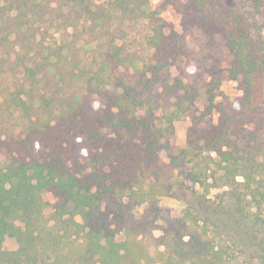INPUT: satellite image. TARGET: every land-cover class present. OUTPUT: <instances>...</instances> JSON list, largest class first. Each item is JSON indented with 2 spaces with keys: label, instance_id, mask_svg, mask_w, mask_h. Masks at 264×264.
<instances>
[{
  "label": "trees",
  "instance_id": "trees-1",
  "mask_svg": "<svg viewBox=\"0 0 264 264\" xmlns=\"http://www.w3.org/2000/svg\"><path fill=\"white\" fill-rule=\"evenodd\" d=\"M168 5L222 38L238 109L215 102L213 63L167 76L178 50L152 0H0V264H264V0ZM177 191L183 215L157 242L131 235L132 210ZM71 235L83 249L62 258Z\"/></svg>",
  "mask_w": 264,
  "mask_h": 264
},
{
  "label": "rangeland",
  "instance_id": "rangeland-1",
  "mask_svg": "<svg viewBox=\"0 0 264 264\" xmlns=\"http://www.w3.org/2000/svg\"><path fill=\"white\" fill-rule=\"evenodd\" d=\"M162 0H152L154 8L159 12L160 17L163 20L165 33L169 35V41L172 46L177 47V61L169 69H164V72L173 76L175 74H183L186 70H189V64H194L197 60V65L195 67V72L197 73L201 66H208L210 63L215 64L222 70V81L219 84L218 89L216 90L217 95L215 97V102L221 101L224 104L227 103L229 110L238 109V99L241 96V90L239 89L236 81L230 79L226 72L225 68L228 66L229 61L231 60V54L227 50L222 38L220 36H214L212 38L206 37L202 34L197 28L192 26H183L181 23V13L176 9L175 6L168 5L165 8H161L160 3ZM144 21L141 23H136L129 31L131 48H137L146 54L147 50L143 49L141 46V38L146 30L143 26ZM195 63V64H196ZM181 71H183L181 73ZM164 73V74H165ZM134 71L133 68L127 70V77H133ZM127 78V79H129ZM94 102V104H96ZM202 109V106H201ZM197 115H202V112L196 113ZM216 111L206 115V117L215 118ZM192 123V115L187 114L182 116L179 120L174 123V129L171 135V142L178 148L183 147L186 144L188 138V130ZM203 127V126H202ZM169 171L164 170L163 175L165 177L169 176ZM218 189H211L208 193V197L214 198L215 194L218 192ZM186 194V195H185ZM184 196L189 197V192L186 191H177L173 196H164L161 197L158 202H156V211L150 206L149 208L144 209V206H139L132 210L129 213V222L131 224V235H137V237L143 236V239L152 244L156 241V238L161 234L163 228L170 223L179 219L183 215V210L185 202L183 201ZM44 200L47 202V208L45 209V216H48L50 210V204L53 202V197L49 192L43 193ZM158 209V210H157ZM77 220H80L79 217H76ZM53 221H50V225ZM48 226L44 237L47 239L50 236V232L58 230L62 233V228L60 225H57L54 228L49 230ZM73 241L61 240L60 244L64 247L63 252L66 253V256L63 257L64 253H61L62 258H74L78 253L83 249V243L80 238H74V235H71ZM120 238V236H118ZM187 237L184 238L186 240ZM226 264H257L256 260H253L252 263L249 262L248 258H241L239 262L235 259L229 260Z\"/></svg>",
  "mask_w": 264,
  "mask_h": 264
}]
</instances>
